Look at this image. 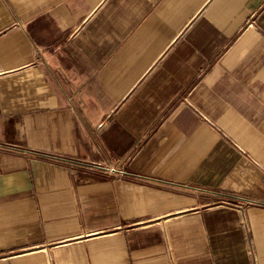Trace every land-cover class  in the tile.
I'll use <instances>...</instances> for the list:
<instances>
[{
    "label": "crops",
    "instance_id": "crops-1",
    "mask_svg": "<svg viewBox=\"0 0 264 264\" xmlns=\"http://www.w3.org/2000/svg\"><path fill=\"white\" fill-rule=\"evenodd\" d=\"M0 264H264V0H0Z\"/></svg>",
    "mask_w": 264,
    "mask_h": 264
},
{
    "label": "built area",
    "instance_id": "built-area-1",
    "mask_svg": "<svg viewBox=\"0 0 264 264\" xmlns=\"http://www.w3.org/2000/svg\"><path fill=\"white\" fill-rule=\"evenodd\" d=\"M111 170H114L113 168H110Z\"/></svg>",
    "mask_w": 264,
    "mask_h": 264
}]
</instances>
